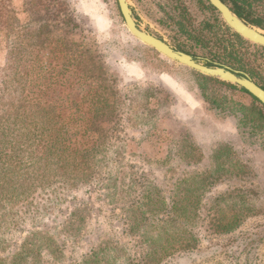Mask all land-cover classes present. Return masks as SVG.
I'll use <instances>...</instances> for the list:
<instances>
[{
	"label": "rangeland",
	"instance_id": "obj_1",
	"mask_svg": "<svg viewBox=\"0 0 264 264\" xmlns=\"http://www.w3.org/2000/svg\"><path fill=\"white\" fill-rule=\"evenodd\" d=\"M127 2L141 30L176 50H187L201 63L215 51L221 58L223 47L238 50L232 29L201 0ZM19 41L27 58L39 57L42 71L51 66L57 70L35 81L40 82V101L54 105L55 115L65 111L69 136L93 141L99 150L96 160L103 162L96 175L95 168L83 164L71 170L82 182L72 184L69 194L61 192L59 182L39 187L32 178L24 183L27 196L7 205L2 199L0 264H75L106 242H114L108 248L110 259L100 264H143L144 246L115 221L123 207L136 200L143 181H156L171 196L180 177L191 185L200 175L207 177L195 216L166 238L176 250L151 264H264V122L249 119L250 111L245 110L246 119L239 113L240 107L250 106L248 94L204 80L202 73L136 39L117 0H0V67L13 54L7 49L17 48ZM248 43L241 56L264 77V49ZM51 89L57 92L53 99ZM20 91L18 87L15 93ZM2 99L0 106L7 99L18 102L9 95ZM71 104L73 110L66 111ZM88 159L89 165L95 163L92 154ZM108 171L119 177L112 179L114 185L102 180ZM4 172L0 168V193L8 195L12 184L1 180ZM25 173L23 179L33 177ZM87 176L92 177L86 181ZM112 186L116 188L110 190ZM31 200L37 205L33 213L23 208ZM77 204L86 226L73 220L83 225L77 232L83 238L65 220ZM29 229L46 230L62 254L50 253L55 243L49 246L47 239L34 243L41 249L39 259L25 254L22 243ZM27 248L34 249L33 244Z\"/></svg>",
	"mask_w": 264,
	"mask_h": 264
},
{
	"label": "trees",
	"instance_id": "obj_2",
	"mask_svg": "<svg viewBox=\"0 0 264 264\" xmlns=\"http://www.w3.org/2000/svg\"><path fill=\"white\" fill-rule=\"evenodd\" d=\"M222 1L234 14L247 24L264 30V9L261 7L264 0ZM201 2L204 8L215 11L206 0H201ZM206 26L210 28L213 25ZM231 34L238 46V50L231 53V51L226 50V47H223V55L221 58L217 57V51H215L214 54L207 57L205 64L209 66L226 64L234 70L247 73L264 89V77L261 76L250 61L244 60L241 56V49L245 44H249L248 41L240 37L234 31ZM23 45L22 41H19L17 48L7 49V54L10 52L13 54L6 56L4 66L0 67V101L3 100V97L5 98L8 95L18 101L7 99L5 104L0 106V168L5 170L1 180L3 181V177H5L4 181L7 182L8 185L12 184V190L9 191L8 195L0 193V217L2 215V208L5 206L3 200L6 201L7 205V203L11 204L12 200L24 198L29 194V189L26 184H24L26 180L35 178V181L40 184L37 185L39 187H43L45 184H47V186H52L51 184L59 182L62 185V187H60L61 192L63 194H69L68 190L72 188V184L76 186L77 183L82 182V180H76V175L74 174L73 176L71 170H76L83 164L95 168L92 174L96 175L98 174L97 168H99L100 164L103 162L102 159L96 160L97 152L95 150H99L95 148L93 141V143H90L88 139H72V137L69 136V128L67 127L69 119L67 117L65 120L63 116L65 111L61 112L59 115H55L54 105H50V108L46 106L48 102L40 101V96H42L39 87L40 82L36 83L35 81L37 79H41L42 81L47 75H55L57 70L54 66H51L46 71H42L39 57L34 55L33 57L30 56V58H27ZM260 47L264 49V47ZM183 51L190 54L187 50ZM12 61L14 64H12ZM13 70H15L14 74ZM10 75H13V77L7 79ZM76 76L77 75L74 77ZM200 77L204 80H214L248 94L251 99L250 106L247 108L244 106L240 107L239 113L242 114V117L245 119L250 115L249 119L253 121L260 119L264 122V106L245 89L207 75L200 74ZM30 79V85H27ZM50 79L52 84L54 80L52 78ZM64 82L67 83L66 81ZM69 83L71 82L69 81ZM27 86H30V88ZM18 87H20L21 91L15 93ZM58 94H60V91H58ZM56 95V90L51 89L49 95L50 99H53ZM8 100H10V102H7ZM26 107L30 109V112L24 110ZM63 107L64 106H62L61 109H63ZM100 108L103 110L102 105ZM19 109L23 111L20 112ZM86 109L87 107L85 106L83 110L85 111ZM71 110H73L72 104L66 111L69 112ZM245 110L250 111V114L247 115ZM84 113L88 114V112ZM32 114L35 115L32 116ZM85 131L86 130L82 133L84 138H86ZM90 154H92V158L95 160V163H92L93 165L87 163ZM216 154L217 151L215 152V155ZM6 157H12L14 159L9 161ZM6 168L8 170H6ZM24 173H30L33 177L23 179L22 175ZM91 177L92 176H87L84 180L87 181ZM206 177L207 176L203 175L196 176L191 185L186 183L187 181H185L184 177H180V179L176 181L175 186L173 184L172 190L174 189L175 194L172 193L171 196H166V194H164V186L159 185L156 181L152 179L145 181V183L143 181L141 189L138 190L139 194L135 197L136 200L132 199L133 201L126 203L123 207L122 217H117L115 221H120L125 233L127 235L131 234L136 236L137 243L144 246L140 250L143 264L157 262L159 259L163 258L164 255L170 254L176 250L174 249L173 243L168 242L166 238L174 235L178 228L183 229L186 223H189V220L195 216V210L201 202V195L203 192L202 188L204 185L202 179ZM102 178H104L102 180L106 179L109 184H112V179L115 182L119 177L111 175L110 171H108V175H104ZM18 179L23 180L21 181ZM130 184H132V182H129V185ZM14 186L17 189L16 193H13L15 190ZM113 187L116 188L112 186L110 190ZM62 189H64L65 192H63ZM194 191L198 192L197 195H195ZM113 192L110 197L113 196ZM46 201H48V199ZM215 201L217 202V197ZM79 204H82V202ZM79 204L75 205L71 210V217L65 219L68 221V229L71 231L76 230L75 236L79 235L77 232H82L83 225L86 226V224H83L85 222V214H83ZM89 206L90 205L85 204L84 207L89 209ZM23 208L33 213L37 210V205L31 200L23 205ZM7 210H9L8 206L6 207V212H8ZM3 217L4 215H2L1 218L3 219ZM73 219L78 220V223H82L83 225L81 226L77 222L75 223ZM45 231L46 230L29 229L26 237L23 238L22 247L25 250V254L32 253L31 258L33 260L39 259L41 253L40 246L35 245V241L39 242L47 239L46 242L49 246L51 243H55V246L51 247L52 249L49 250V252L62 254L54 238L51 235L45 234L47 233ZM79 237L83 238L81 235H79ZM111 243L106 242L105 248L99 250L93 248V253L90 256H87V258L83 260L84 256L87 254L83 255V258L80 257L82 259L75 262V264H90L88 260L91 261L92 264H100L103 261L105 263V260L109 261L108 248ZM29 244H33L34 249L27 248ZM29 249L31 252H28ZM22 253L24 252L21 251V253H18V259L21 258ZM112 257L113 256H111V259H113ZM108 264H116V262Z\"/></svg>",
	"mask_w": 264,
	"mask_h": 264
},
{
	"label": "water",
	"instance_id": "obj_3",
	"mask_svg": "<svg viewBox=\"0 0 264 264\" xmlns=\"http://www.w3.org/2000/svg\"><path fill=\"white\" fill-rule=\"evenodd\" d=\"M206 1L218 12L222 20L230 29H232V31L237 33L243 39L264 47V33L259 28L247 24L240 19L222 0ZM117 5L127 30L136 39L177 63L183 64L204 75L215 77L245 89L264 106V89L247 73L234 70L223 64L209 66L205 63L199 62V60L191 54L176 50L162 39L151 35L138 27L127 0H117Z\"/></svg>",
	"mask_w": 264,
	"mask_h": 264
}]
</instances>
